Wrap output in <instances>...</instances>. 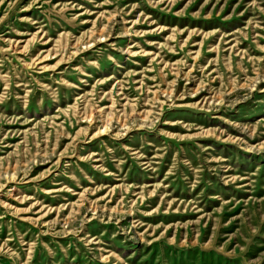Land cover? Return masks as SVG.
Segmentation results:
<instances>
[{
  "label": "rangeland",
  "instance_id": "374dc122",
  "mask_svg": "<svg viewBox=\"0 0 264 264\" xmlns=\"http://www.w3.org/2000/svg\"><path fill=\"white\" fill-rule=\"evenodd\" d=\"M0 264H264V0H0Z\"/></svg>",
  "mask_w": 264,
  "mask_h": 264
}]
</instances>
